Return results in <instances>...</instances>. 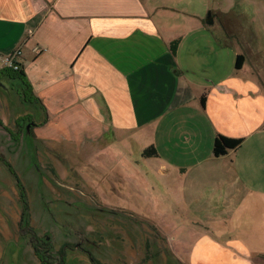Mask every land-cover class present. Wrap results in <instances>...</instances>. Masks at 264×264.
<instances>
[{"label":"crops","instance_id":"0c3cea01","mask_svg":"<svg viewBox=\"0 0 264 264\" xmlns=\"http://www.w3.org/2000/svg\"><path fill=\"white\" fill-rule=\"evenodd\" d=\"M181 15L149 0H0V55L21 52L42 105L33 136L96 167L127 158L129 178L168 198L146 215L205 227L190 264H264V24L237 36L211 14V37L201 12ZM218 136L242 145L217 158Z\"/></svg>","mask_w":264,"mask_h":264},{"label":"rangeland","instance_id":"374dc122","mask_svg":"<svg viewBox=\"0 0 264 264\" xmlns=\"http://www.w3.org/2000/svg\"><path fill=\"white\" fill-rule=\"evenodd\" d=\"M149 1L178 10L187 21L200 12L205 19L220 13L219 21L226 19L237 36L245 35L252 19L264 24V0ZM168 18L176 24L179 17ZM211 20L207 34L221 35L220 22ZM18 84L0 80V156L18 178L0 161V264H42L34 246L51 264H60L62 253L67 264H190L197 241L191 233L205 227L146 215L145 209L168 198L158 187L145 190L136 175L129 178L127 158L104 154L96 167L95 158L38 140L29 124L41 122L42 113L23 100Z\"/></svg>","mask_w":264,"mask_h":264},{"label":"trees","instance_id":"16d2710c","mask_svg":"<svg viewBox=\"0 0 264 264\" xmlns=\"http://www.w3.org/2000/svg\"><path fill=\"white\" fill-rule=\"evenodd\" d=\"M245 64V57L243 55H238L236 57V69L237 70H241L242 67ZM3 78H7L12 82H19V93L21 94L23 100L27 103H31V104H36L39 108H42L41 102L35 97L33 91H32V87L30 85V83L27 80V77L24 73V71L22 69H19L17 71L9 69V68H4L2 67L0 69V80ZM204 101V99H203ZM30 127L34 126L35 124L32 122L29 124ZM27 134L29 135L30 132L27 131ZM242 145V140H236V139H230L224 136H218L216 137L215 141H214V145H213V155L217 158L219 157H223L225 155H227L230 151H234L240 148V146ZM157 151L155 150V148L151 147L146 149L143 153L142 156L144 158H153V157H157ZM0 161L4 162V160L2 159V157L0 156ZM7 167L10 169V172L16 177V179L18 180L17 176L14 173V170L11 168V166L9 164H7L6 162H4ZM35 250H36V256L39 258L40 262L42 264H51L49 263L46 259L45 254H42L38 251V246H34ZM61 260H60V264H67L66 263V257L65 255L62 253L61 254Z\"/></svg>","mask_w":264,"mask_h":264},{"label":"built area","instance_id":"2783aa9c","mask_svg":"<svg viewBox=\"0 0 264 264\" xmlns=\"http://www.w3.org/2000/svg\"><path fill=\"white\" fill-rule=\"evenodd\" d=\"M20 55H21V52L19 50L7 56L0 55V64L4 68H9V69L17 71L21 69L20 66L16 62V58H18Z\"/></svg>","mask_w":264,"mask_h":264},{"label":"water","instance_id":"95a60500","mask_svg":"<svg viewBox=\"0 0 264 264\" xmlns=\"http://www.w3.org/2000/svg\"><path fill=\"white\" fill-rule=\"evenodd\" d=\"M208 24H209V25H212V24H213V20L210 19V20L208 21ZM29 129H30V127L27 128V131H29Z\"/></svg>","mask_w":264,"mask_h":264},{"label":"flooded vegetation","instance_id":"af4514ba","mask_svg":"<svg viewBox=\"0 0 264 264\" xmlns=\"http://www.w3.org/2000/svg\"><path fill=\"white\" fill-rule=\"evenodd\" d=\"M93 260V259H92ZM96 264V263H95Z\"/></svg>","mask_w":264,"mask_h":264}]
</instances>
